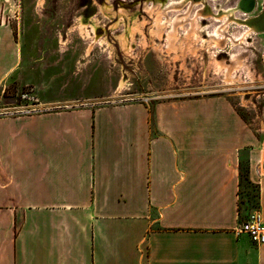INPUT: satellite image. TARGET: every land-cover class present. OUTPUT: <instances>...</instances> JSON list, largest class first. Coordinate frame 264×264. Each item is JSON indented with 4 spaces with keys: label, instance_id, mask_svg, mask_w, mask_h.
<instances>
[{
    "label": "crops",
    "instance_id": "obj_1",
    "mask_svg": "<svg viewBox=\"0 0 264 264\" xmlns=\"http://www.w3.org/2000/svg\"><path fill=\"white\" fill-rule=\"evenodd\" d=\"M3 77H0V86ZM264 105L225 94L0 113V264H264Z\"/></svg>",
    "mask_w": 264,
    "mask_h": 264
},
{
    "label": "rangeland",
    "instance_id": "obj_2",
    "mask_svg": "<svg viewBox=\"0 0 264 264\" xmlns=\"http://www.w3.org/2000/svg\"><path fill=\"white\" fill-rule=\"evenodd\" d=\"M155 1L0 0V113L139 101L152 107L166 99L222 93L256 125L264 105V31L234 46L233 39L246 40L250 32L245 35L247 25L222 16V21L209 18L215 25L206 26L207 34L200 29L202 36L193 34V39L188 31L198 29L197 10L182 8L184 17L177 10L160 11L156 20L159 8L154 6L151 13L146 9ZM254 4L251 13L239 11L237 16L264 18V0ZM231 5L234 0L223 9ZM176 16L179 22L173 31L168 22ZM134 18L144 25L131 34ZM156 21L167 24L159 27ZM82 23L95 28L92 36L82 34ZM217 29L219 38L227 35L219 46L212 39ZM124 34L126 46L121 41ZM227 66L229 81L224 77ZM242 191V215L248 219L258 208L257 188L243 180Z\"/></svg>",
    "mask_w": 264,
    "mask_h": 264
},
{
    "label": "bare ground",
    "instance_id": "obj_3",
    "mask_svg": "<svg viewBox=\"0 0 264 264\" xmlns=\"http://www.w3.org/2000/svg\"><path fill=\"white\" fill-rule=\"evenodd\" d=\"M157 1V2H156ZM155 2V4L153 5V6H147L146 7V9L148 10V13H151L152 11H153V9H154V6H157L158 8H159V10L158 11H156V20H157V18H159V15H160V13L161 12H163V13H170V12H172V11H174V10H177L178 11V16L179 17H181V16H185L186 15V10H187V8L186 7H188L187 5H189V7H188V9H192L193 7L194 8H198V4H199V2L200 1H204V0H200V1H198V0H190L189 2H188V4H187V1L188 0H156ZM244 1H246V0H243V2ZM163 2H165V3H163ZM159 3H160V5H159ZM186 5V6H185ZM185 6V7H184ZM182 8L183 9H185V11L186 12H183L182 11ZM253 8L254 7H251L250 9H248V11H252L253 10ZM161 11V12H160ZM167 11V12H166ZM122 14H126V12H124V11H122L121 12ZM230 14L229 13H225V15L224 16H226V17H228ZM216 17H218V16H216ZM131 19V18H130ZM178 19L179 18H177V16L174 18V17H172L171 19H170V22H168L169 23V25L171 26V28H172V30L173 31H175V25H176V23L177 22H179L178 21ZM165 21V20H164ZM182 21V19L180 20V22ZM134 26L133 25H131L130 27H129V30H130V33L131 34H133L134 33V30H139L140 32H141V26L142 25H144L143 24V22H139L138 20H137V18L135 19L134 18ZM158 24H159V27L160 26H163V25H166L167 24V22H159V21H156ZM198 25H197V27H198V29L197 30H194L193 28H191V29H189V31H188V33H190L191 32V34H192V37H193V39H195V37H194V35L193 34H197V37H200V36H202V34L200 35V29H201V24H200V22H199V20H198ZM239 24H241L242 23V25H245V22H238ZM191 24H192V26L191 27H193L194 26V23H193V20H191ZM134 29V30H133ZM80 30H81V32H82V34H84L85 36H92V32H91V30L92 31H94L95 32V28L94 27H92V29H90V28H88L87 27V25L86 24H84V23H82L81 24V26H80ZM158 30V29H157ZM217 32L216 33H214L213 34V37L214 38H212L213 39V41H215V43L219 46V45H222V42L224 41V38H226L227 37V35H223V37L222 38H219L218 36H219V34L221 33V31L220 30H216ZM250 31H252L250 28H245V30H244V32H246L245 33V35L248 33V32H250ZM256 31V30H255ZM155 32H156V30H155ZM204 33H205V31H204ZM190 34V35H191ZM223 34V33H222ZM171 37L173 38V40H174V38H175V36L174 35H171ZM171 37H169V39L170 40H172L171 39ZM196 37V38H197ZM221 37V36H220ZM95 38V37H94ZM202 39L204 38V37H201ZM243 38V37H242ZM240 39V38H237V39H233V44H234V46H236V45H239V44H246L248 41H247V39H248V37L247 36H244V38L246 39V40H243V39ZM199 39V38H198ZM98 39H94L93 41H97ZM204 40V39H203ZM121 41H122V44H123V46H126L127 44H128V34H124L123 36H122V39H121ZM204 42H205V40H204ZM107 43V42H106ZM93 45H94V42L93 43H91V45L89 46V48H88V50H87V54L90 52V50L92 49V47H93ZM102 45H103V43H102ZM173 48V47H172ZM234 61L237 63V66H238V64H239V56H234ZM236 65V64H235ZM227 69H225L224 70V72H225V75H224V77H225V80H227V81H229V80H231V76H230V74H231V72H230V67H226ZM232 84V83H231Z\"/></svg>",
    "mask_w": 264,
    "mask_h": 264
},
{
    "label": "flooded vegetation",
    "instance_id": "obj_4",
    "mask_svg": "<svg viewBox=\"0 0 264 264\" xmlns=\"http://www.w3.org/2000/svg\"><path fill=\"white\" fill-rule=\"evenodd\" d=\"M189 1L190 0L187 1V4ZM198 1H200V0H198ZM228 1L229 0H204L203 2L202 1L199 2V4L197 5L198 8L193 7L192 9H188L189 5H187L188 7H186V8H187V11L197 10L196 12L200 16V24H201V29L203 31L206 30V26L215 25V22H210L211 20H209V18H213L216 21H222L221 18H222V16L225 15V13L230 14L228 17H226L227 21L230 23L245 22V25H247V27L252 30L247 35L248 38L250 37V35L253 32L264 31V18L260 17V18L244 19V18H240L237 16V13L239 11H242L245 13H251V11H248V9L255 6L254 0H246L244 2H243V0H240L238 2L234 0V5L228 6L229 7L228 9H223V8H225L224 4H226ZM216 16H218V17H216ZM193 23H195V22H193ZM239 25H242V23ZM219 27L220 28L222 27V22L219 24ZM217 30H220V29H217ZM205 34H207V33H205ZM263 55H264V52H263ZM229 56L230 55L228 54V57Z\"/></svg>",
    "mask_w": 264,
    "mask_h": 264
},
{
    "label": "built area",
    "instance_id": "obj_5",
    "mask_svg": "<svg viewBox=\"0 0 264 264\" xmlns=\"http://www.w3.org/2000/svg\"><path fill=\"white\" fill-rule=\"evenodd\" d=\"M240 231L246 233L256 245L264 243V224L258 215L253 214L243 221Z\"/></svg>",
    "mask_w": 264,
    "mask_h": 264
},
{
    "label": "trees",
    "instance_id": "obj_6",
    "mask_svg": "<svg viewBox=\"0 0 264 264\" xmlns=\"http://www.w3.org/2000/svg\"><path fill=\"white\" fill-rule=\"evenodd\" d=\"M243 180H246L249 184H253L249 178V163L246 159L242 160L241 162V171H240V182H241V188H240V194H241V204L243 202V191H242V182ZM255 185V184H253ZM256 186V185H255ZM257 188V186H256ZM257 199H258V189H257ZM240 204V220L243 222L247 218L244 219L242 215V205ZM258 207H259V200H258ZM258 209V208H257Z\"/></svg>",
    "mask_w": 264,
    "mask_h": 264
}]
</instances>
